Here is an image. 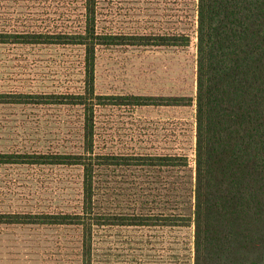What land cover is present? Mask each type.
Masks as SVG:
<instances>
[{
    "label": "trees",
    "instance_id": "1",
    "mask_svg": "<svg viewBox=\"0 0 264 264\" xmlns=\"http://www.w3.org/2000/svg\"><path fill=\"white\" fill-rule=\"evenodd\" d=\"M99 4L0 0V45L83 51L79 88L0 91V106L68 107L78 114L77 151L0 152V168L79 171L76 203L36 212L0 208V227L79 231L80 264H94V234L106 227L191 229L193 264H264V0L193 1V97L97 93L102 49L184 50L192 43V33L183 29L158 35L100 31ZM37 13L45 19H37ZM190 106L193 123L171 121L172 130L162 137L140 130V141L150 148L120 145L112 123L100 121L106 108ZM67 200L72 202L69 195Z\"/></svg>",
    "mask_w": 264,
    "mask_h": 264
},
{
    "label": "rangeland",
    "instance_id": "2",
    "mask_svg": "<svg viewBox=\"0 0 264 264\" xmlns=\"http://www.w3.org/2000/svg\"><path fill=\"white\" fill-rule=\"evenodd\" d=\"M193 1L100 0V31L158 35L183 29L192 33V43L184 50L136 46L102 49L96 62L97 93L195 96ZM36 16L46 17L43 13ZM82 61L83 51L77 48L0 45V91H72L82 85ZM194 115L195 107L191 106L124 112L106 108L100 113V121L112 123L120 134V145L140 149L151 146L141 142L142 128L148 135L162 137L172 130L171 121L193 123ZM77 126L78 114L68 107L0 106V152L77 151ZM154 137L149 141H157ZM78 180L79 171L72 169L1 167L0 208L34 212L63 209L76 203ZM80 236L71 228L0 227V264H80ZM192 241L191 229L106 227L94 234L93 261L193 264Z\"/></svg>",
    "mask_w": 264,
    "mask_h": 264
}]
</instances>
